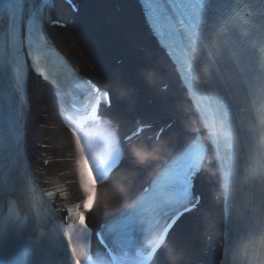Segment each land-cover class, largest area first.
<instances>
[{"label": "bare ground", "instance_id": "6f19581e", "mask_svg": "<svg viewBox=\"0 0 264 264\" xmlns=\"http://www.w3.org/2000/svg\"><path fill=\"white\" fill-rule=\"evenodd\" d=\"M110 1L82 0V24L75 27L72 23V26L67 29H56L55 38L58 44L71 59L80 63L84 68H87L84 53H88L109 84H112L120 76L127 80L132 87H144L143 93L146 94L153 91L160 81L166 80L170 85L177 86L172 66L153 42L152 36L144 29L143 17L136 0H118L122 6L120 11L116 8H108V13H106L107 10L100 13L95 11L96 8L104 9L106 2ZM60 13L62 16H70V7L61 3ZM118 19L124 21V24L121 22L118 26H112V32L107 36L98 33L97 27L101 24L111 25ZM138 44L144 47L142 51L139 50ZM114 53L118 56L114 57ZM119 57H123V63L116 64L115 60ZM141 58H145L146 61L142 60V62ZM147 68L149 70L147 78H144L142 73ZM150 71L153 72L151 75L156 77H149ZM161 92L163 93L162 100L157 103L153 102L151 105L153 112L150 119L174 118L169 131L158 142L152 140L145 142L139 149L123 147L122 158L107 174L110 179L99 184V199L106 202L108 208L105 209L97 205L91 212L92 217L97 218L105 215L110 209H116L126 202L137 190L139 181L148 174L162 155L174 144L179 143L184 136L190 134L192 128H200L199 122L188 120L189 115L193 117L195 115L192 107L188 104V99L184 100L185 95L181 89L178 90L174 87L171 91L170 87H167ZM118 97L120 98L119 102L123 105L131 101L122 95H118ZM42 98L45 102L41 99L37 102L47 104L46 96L42 95ZM186 111L189 112L187 119L183 116ZM57 136L60 139H65L61 133H57ZM112 141H119V135L113 134L109 128H105L100 149ZM66 168L69 170V175L78 179L76 188L82 192L79 188L78 169H73L67 164ZM201 180L198 189L205 191L207 199L214 191L220 195L222 203V194L217 188L215 174L207 169ZM208 202L209 205H205L203 211L192 212L175 228L171 241L173 246L162 256L158 264H197L199 261L212 264L214 254L220 251V249H213L212 245L216 243L221 231V226L218 223L221 218L219 212L221 203L214 202L210 198ZM207 235L211 237L208 245L205 238ZM206 251L208 252L206 253Z\"/></svg>", "mask_w": 264, "mask_h": 264}, {"label": "snow or ice", "instance_id": "6c2138e0", "mask_svg": "<svg viewBox=\"0 0 264 264\" xmlns=\"http://www.w3.org/2000/svg\"><path fill=\"white\" fill-rule=\"evenodd\" d=\"M186 2L187 0H143V7L148 18L152 21L153 28L159 32V25L171 20L168 15L169 9H179ZM65 3H68V0H65ZM51 7H54V0H0V34L11 37L15 46L14 51L11 53L15 66L11 71L16 89H19L25 80L26 66L42 77L44 81L53 85L56 84V80H50L49 76L51 68L55 67L52 62L54 52L48 46L44 25H65L61 21L52 18ZM69 7L74 14L78 13L79 8L77 5L69 4ZM21 51H23V57L19 54ZM148 71V69L143 70L142 76L144 78H147ZM3 72L7 74L9 68H3ZM100 91L103 93L101 102L110 107L111 94H118L132 99L135 90L127 80L118 76L109 88ZM104 97H107V99H104ZM71 132L78 153L76 164L79 173V188L83 193V200L63 209L66 222L62 229V235L71 253L73 264H84L85 260L88 261V264H92L90 245L86 246L82 243V241L90 240L91 236L89 214L96 205L98 184L110 179L107 174L110 169H113L114 165L118 164L124 150L123 144L120 143L117 146L115 141L106 143L103 149L98 148L91 142L86 146L76 128H72ZM16 143H19V141H11L9 147ZM258 151L264 152V141H262ZM198 172L199 168L193 162L185 175L179 177L174 174L171 179L154 190V206L161 210H170L171 213L162 222L155 221L156 227L164 233V238H166L167 232L175 226L180 216L191 210L186 207V204L196 203L197 197L193 191V179ZM262 184H264V181H262ZM165 195L169 199H163L162 197ZM262 199H264V190H262ZM135 220V216L129 215L122 221L105 225V229L109 234H119L125 228L131 230ZM7 235L8 227L7 222H5L4 226L0 227V244L6 242ZM100 235L103 236L104 234L101 233ZM164 238L154 246L155 250H159L163 246ZM113 242H119V235L114 236ZM153 258L154 252H150L144 258L143 264H152ZM110 264H117L115 257H110Z\"/></svg>", "mask_w": 264, "mask_h": 264}, {"label": "rangeland", "instance_id": "374dc122", "mask_svg": "<svg viewBox=\"0 0 264 264\" xmlns=\"http://www.w3.org/2000/svg\"><path fill=\"white\" fill-rule=\"evenodd\" d=\"M142 60H143V61H146V59H145V58H141V61H142ZM143 61H142V62H143Z\"/></svg>", "mask_w": 264, "mask_h": 264}]
</instances>
